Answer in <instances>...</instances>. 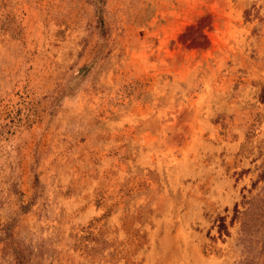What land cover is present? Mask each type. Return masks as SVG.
<instances>
[{
  "label": "rangeland",
  "instance_id": "rangeland-1",
  "mask_svg": "<svg viewBox=\"0 0 264 264\" xmlns=\"http://www.w3.org/2000/svg\"><path fill=\"white\" fill-rule=\"evenodd\" d=\"M263 87L264 0H0V264H264Z\"/></svg>",
  "mask_w": 264,
  "mask_h": 264
},
{
  "label": "trees",
  "instance_id": "trees-1",
  "mask_svg": "<svg viewBox=\"0 0 264 264\" xmlns=\"http://www.w3.org/2000/svg\"><path fill=\"white\" fill-rule=\"evenodd\" d=\"M261 96L264 97V87H263V89L261 91ZM218 232H219V234H222V233L226 234L228 232L227 231V226L224 223V221L222 220V218L220 219V222L218 224Z\"/></svg>",
  "mask_w": 264,
  "mask_h": 264
}]
</instances>
